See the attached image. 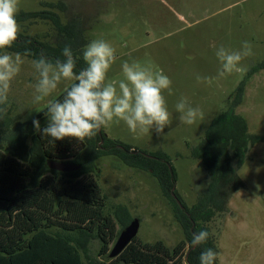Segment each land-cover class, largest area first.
I'll return each mask as SVG.
<instances>
[{"label": "rangeland", "instance_id": "rangeland-1", "mask_svg": "<svg viewBox=\"0 0 264 264\" xmlns=\"http://www.w3.org/2000/svg\"><path fill=\"white\" fill-rule=\"evenodd\" d=\"M48 4L63 6V12L54 11L62 23L80 19L86 38L83 47L96 39L111 43L116 60L108 79L122 78L124 61L151 65L171 79L172 95L163 93L171 114L163 133L152 131L137 136L123 122L116 121L101 130L108 139L135 152L167 155L175 173L173 192L184 205L192 206L204 190L206 174L190 150L212 118L227 108L229 96L250 67L264 58V0H19L18 12L45 11L48 7L44 5ZM18 24L20 28L25 26L28 35L55 41L56 33L46 21ZM244 41L251 43L253 52L242 60L240 67L244 70L217 78L220 62L216 50L221 45L240 50ZM23 58L21 72L11 82L8 103L0 106L7 108L0 119L2 151L13 129L31 123L45 107L44 103H32L36 75L32 60ZM197 75L212 78L211 83H198ZM67 86L68 82H62L50 99ZM181 97L203 113V118L191 126L181 124L175 110ZM236 111L246 120L248 131L261 140L249 149L238 171L245 187L235 192L227 205L217 238V264H264L263 71L248 80ZM121 151L122 156L105 153L94 162L96 182L105 196V213L112 214L117 206H123L131 218L139 220V241L173 246L184 235L174 218L171 201L163 195L150 170L130 167L123 158L129 155ZM116 228L120 229L118 224ZM97 248V241L90 240L88 254L96 257ZM83 260L87 264L85 257Z\"/></svg>", "mask_w": 264, "mask_h": 264}, {"label": "trees", "instance_id": "trees-1", "mask_svg": "<svg viewBox=\"0 0 264 264\" xmlns=\"http://www.w3.org/2000/svg\"><path fill=\"white\" fill-rule=\"evenodd\" d=\"M44 6L48 7L45 11H20L16 19L18 23L37 19L50 23L56 33L55 41L26 34L22 24L17 41L3 51L19 52L22 56L30 51L33 55L25 57L30 60L43 53L54 61L64 59L62 51L68 45L78 72L86 66L82 59L86 38L80 19L62 23L54 11L63 12V6ZM260 71L264 72V58L250 67L229 96L227 108L212 118L203 136L192 146L191 157L200 161L206 184L190 207L174 193L182 209L170 195L175 173L171 167L170 176L169 159L162 152L148 158L140 152L133 153L130 147H118L119 143L104 135L100 143L98 133L83 142H50V138H43L34 130L32 123L38 119L41 128L46 126V106L31 123L18 125L6 138L7 148L0 150V264H84V257L87 264H200L199 257L206 249L218 254L217 238L228 212L227 203L245 187L238 171L249 149L261 140L248 131L246 120L236 111L243 101L246 83ZM63 93L54 99H61ZM121 150L129 155L123 157L127 165L150 170L158 181L163 195L173 205L174 218L184 238L167 247L161 241L143 243L135 236L118 256L109 259L111 245L132 218L123 206H117L112 214L105 213V196L96 182L94 162L105 153L122 156ZM48 160L80 167L72 172H57L46 166ZM200 231H207L208 239L191 246L193 233ZM92 239L98 243L96 257L88 254Z\"/></svg>", "mask_w": 264, "mask_h": 264}, {"label": "clouds", "instance_id": "clouds-1", "mask_svg": "<svg viewBox=\"0 0 264 264\" xmlns=\"http://www.w3.org/2000/svg\"><path fill=\"white\" fill-rule=\"evenodd\" d=\"M19 0H0V106L8 103L11 82L21 72L25 60L21 53L3 51L10 49L21 31L16 15ZM220 62L217 78L244 69L240 64L253 55L252 45L242 43L240 50H231L221 45L216 50ZM33 55L25 51L23 56ZM63 60L54 61L43 53L31 61L36 75L32 103L46 106V126L33 119L34 130L50 142L74 139L83 142L95 136L112 122H123L137 136L155 131L163 133L170 123L164 92L172 95V81L163 70H154L151 65L139 61H124L121 65L122 78L108 79V73L116 60L115 48L104 39H96L85 46L82 59L85 67L76 71V58L72 49L63 48ZM198 83H211L212 78L196 76ZM62 82H68L61 99H50ZM181 124L191 126L203 118L198 107H192L185 97L175 105ZM7 113L0 107V119ZM207 231L193 233L191 246H199L208 239ZM217 253L211 248L203 251L200 264H214Z\"/></svg>", "mask_w": 264, "mask_h": 264}, {"label": "water", "instance_id": "water-1", "mask_svg": "<svg viewBox=\"0 0 264 264\" xmlns=\"http://www.w3.org/2000/svg\"><path fill=\"white\" fill-rule=\"evenodd\" d=\"M98 135L100 137V143H102L103 141L102 137L104 134L101 132V130L98 132ZM118 147L121 148V146H118ZM133 153H137V152L133 151ZM143 156L148 157V158H153L152 156H148L145 154H143ZM46 166L51 170H54L57 172H65V173L76 171L80 167L79 165L74 164V163H64V162L53 161V160H48L46 162ZM167 167L170 171V176H172L171 167L169 165H167ZM173 191H174V186H172L170 189V195L176 201L179 207L182 209L183 207L181 203L179 202V200H177ZM138 228H139V220L136 218H132L130 222L123 229L119 231L117 237L115 238L113 244L111 245V248L108 252L107 257L109 259H113L116 256H118L122 252V250L135 238L138 232ZM187 254H188V251L186 252L184 259H186Z\"/></svg>", "mask_w": 264, "mask_h": 264}, {"label": "flooded vegetation", "instance_id": "flooded-vegetation-1", "mask_svg": "<svg viewBox=\"0 0 264 264\" xmlns=\"http://www.w3.org/2000/svg\"><path fill=\"white\" fill-rule=\"evenodd\" d=\"M228 203H229V201H228ZM228 203H227V205H228Z\"/></svg>", "mask_w": 264, "mask_h": 264}]
</instances>
